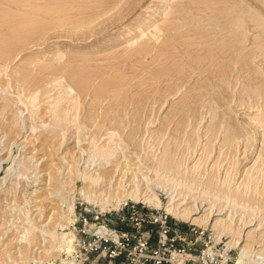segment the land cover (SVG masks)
I'll use <instances>...</instances> for the list:
<instances>
[{
	"label": "rangeland",
	"instance_id": "374dc122",
	"mask_svg": "<svg viewBox=\"0 0 264 264\" xmlns=\"http://www.w3.org/2000/svg\"><path fill=\"white\" fill-rule=\"evenodd\" d=\"M32 1L34 0H27V1L24 0L23 3L24 2L29 3ZM139 1L140 2H138V4L131 10L129 9L125 10V7L128 3L123 7V10L121 9L111 10L109 13H107L103 17L96 20L93 24H91L92 26L90 28L89 25L83 27H77V29L76 28L69 29L67 27L59 28L60 26L58 24V21L57 19H55L56 16L52 18L54 21L49 20L50 18L49 19L43 18V21L44 20L45 21L40 23L41 25L38 24V26L36 25L35 27H31L33 29L30 28L33 34L31 33V35H29L26 34L25 29L27 28H25L23 25L24 21L27 22V18L25 17L27 16V13L30 11L29 8H27L28 9L27 11L26 8L16 6L12 4L11 1L0 0L1 14L3 15L5 14L9 16L6 17L7 19L12 18L13 21H11L10 23L14 22L10 26H8V28L13 26L14 27L19 26L18 30H21L22 35L13 37L11 41L15 42L16 44L24 43V45L19 49V51L15 53L13 59L10 62H6L5 60L4 61L0 60V264H12V262H15V264H49L47 261L36 262L35 260H33L36 254L38 256L41 255L39 254L41 249L39 248L38 242L40 240H43V237H45L44 235L47 234L46 233L47 229H49L51 232L54 230L51 228L52 224L57 223L58 220H60L61 216H65L64 212L68 209L71 200H73V203L75 204L73 205L74 215L72 222L68 224V227L67 229H65V232L66 231L73 232L76 235L77 241H80V238L83 236L82 234L83 231L92 229L95 225L97 226L105 225L109 229L116 227H122L123 229L124 228L130 229L132 223H135V219L139 218V214L142 213L135 214L131 211L129 212L126 209L127 207L126 205L135 204L139 208L143 207L145 209L149 207L147 206V204H144L142 202H135L132 200H126V201H122L118 209H113V208L102 209L101 203H105L107 200V198L102 200V198L104 197L103 194L102 196H100V193L97 192L95 195H93L92 202L86 199L87 198L86 195H83L84 194L83 192L88 190V189L85 190L84 188L86 185L84 182L85 176L86 178L90 176H94L98 174V171H101L102 169H103L102 171L105 170L108 172H113V171L115 172L116 170L115 176H117L120 173L126 172L128 166L130 167L132 166L126 176L128 177L130 175L128 182L132 180L133 174H135L134 175L136 176L135 181L136 182L138 180L140 181L138 184L140 191L145 192L147 190L146 188L147 182L150 184L151 188L153 187L157 188L156 193L159 195L162 201V207L161 208L150 207V209L152 208L151 211L155 214L162 216L168 215L169 217H171L165 211L164 208L168 204L169 195H166L165 194L166 191L164 190L165 191L164 192L162 190L163 189L162 185H171L172 183L176 184L177 182H180L182 179L170 176L169 174L167 176L161 173L156 174L155 171L149 170L148 166L145 165V163L140 160L138 155L140 153V156L143 157V159L150 158L151 160H154V158L155 159L160 158V156H162L161 153H163L165 149V144L169 140V139L167 140L168 138L167 136H169V134H171V132L173 131V124L168 125L165 128L164 126H162V124L166 121V117L169 114L172 105L180 101L184 95L193 92L192 90L195 87L194 79L196 78V76H198L200 73H202L203 75H207L208 71H206V69H202L199 72L196 71L197 73L196 72L194 73V76L190 79V81L184 84V86L181 89L182 91L179 89L175 93L176 94L175 96L173 94L166 97L163 103L156 101L157 99H159L157 97H159L161 93L158 94L154 91H151L150 98L148 99V102L146 104V111L141 112V117H140L142 119V124L144 123L146 124L148 122V124L150 125H144L137 133L139 136L138 135L135 136V143L139 146L138 152L139 151L142 152L136 154L133 145H130L126 141V137L128 136L133 125L127 123V125H125V127L123 128L125 131L123 129L121 130L122 134L118 133L117 131H115L116 133L111 132L112 129L109 127L108 124L109 121L105 119L106 117L105 114L111 113L110 110L106 109L108 107V100H105L102 103V106H104V108L100 112L101 115L99 114L100 115L99 119L96 122L98 126L100 125L101 129L99 127L98 130H96L97 128L95 127L97 125L95 126L94 124V128H95L94 129L92 128L93 127L92 124L84 123V121L81 120L82 118L84 119V117L88 115V107H90L93 104L92 94L88 95L87 97H84L81 101V104H79V99L76 96V88L70 85V87H67L68 89H66L65 87V83L67 84L66 78L62 77L61 79L60 76H55V74L52 73V70L50 69L45 70V68H43L46 67L47 64L53 62L54 64L57 65H59V63L62 64L68 59V57H76V58H80V60L87 59L90 61L88 64L92 65L93 67L100 66V68L101 67L105 68L107 66L106 68L107 70L105 74L99 77L97 79L98 81L97 80L95 81L97 82V84L94 82L96 86L100 84L98 83L99 81L106 82L119 74H131L132 76H134V78L129 84V86L131 87H129V90L127 92L128 95L132 96L137 92H141V91L143 92L144 87L139 88L142 82L148 79L149 78L148 76H150L152 72L166 66L165 65L166 63L163 65H161V63H164L165 55L167 53L169 54L172 52L171 54L180 56L182 52H185L187 50L188 47H186V44L181 45V43H183V37L186 35L185 29L188 28V26L184 27L182 31L180 30L179 33H176L174 30L170 31L169 33L168 31H165L166 33L160 32L157 35V37L160 39H158L157 41L155 40L153 41L155 44H157L156 46L158 47L155 46L150 52H148V54L147 52H144V54L143 52L140 54L137 53V55L134 54V52H136V50L139 47L138 44L141 43L142 40L143 41L146 40V38L145 37L143 39L134 38L128 41L126 39L119 40L120 36L125 37V34L129 30H133L134 28H136L139 25L140 21H142L144 18H147L149 15L155 14L164 3V0H139ZM195 1H196L195 3L193 2L191 3V0H168L167 17L163 18L162 20L155 21L154 22L155 24L149 27L146 30V32L147 33L151 32V30L157 27V25L160 24L168 25V23L177 21L180 18H184L188 20L189 16L195 13L197 14L198 11L197 8L199 6L202 7V3L205 2L206 0L203 1L195 0ZM243 1L245 5H247L248 7H253L255 9H257L258 7H262L264 9L263 5L260 4L258 0H243ZM125 3L126 0H123V2H121V5L122 4L124 5ZM129 4L132 5L133 2H130ZM2 5H4L5 7H2ZM8 6L11 7V9ZM6 7H8L7 9L9 11L6 10ZM183 7L185 9L187 7H191L193 9L190 13L185 14L183 16L181 12V10L184 9ZM215 7H218V5H216ZM12 10H14V12ZM187 10L189 9L187 8L186 11ZM19 11L20 13H18ZM21 11H23L22 16H20L22 13ZM24 15L25 17H23ZM116 16H121V17L123 16V17L122 19L119 20V22L117 21L118 23L116 21L113 23H109L113 21V19ZM14 17L15 19H13ZM16 20L21 22L22 27H20L21 26L20 23L16 24L15 22ZM166 20L167 21L170 20V22H167ZM189 26H192L191 28L193 27L201 28V32L208 33V31L211 30L213 24L208 22H203L198 24H192ZM247 26H248L247 28L250 29L248 30L249 33L247 32V36L249 39L250 38L253 39L258 35V31L254 29L251 23ZM3 29H7V28H3ZM30 30L28 28L27 33H30L29 32ZM43 30L45 33L43 32ZM227 32L228 31L222 32L220 35H218V37H222L224 36V34H228ZM204 33L202 35H204ZM202 35L197 36L196 38L198 39ZM38 36L41 37L39 38ZM20 39H22V41ZM166 40L168 41V43ZM161 43H163V45ZM172 44H175L177 47L170 50L169 47H171ZM127 46L129 47V49ZM248 47L250 48L251 44ZM191 48H193V46L189 47V49ZM129 52L133 54V55L131 54L132 57H129L127 55ZM40 64H43V66H41ZM253 64H254L253 67H256L257 65L256 68L260 69V73L262 72V75L260 74L259 78H261V80L264 81V76H263L264 60L262 59V57H256L253 60ZM130 67L133 68L131 69ZM152 67L154 68L152 69ZM136 68L138 70H136ZM18 69H20L22 73L26 71L25 74H29L33 76L34 78L33 81H31L28 84H25L21 82L20 75L19 76L16 75L15 78L13 75L15 74L14 73L15 70ZM116 70H118V72ZM122 70L123 72H121ZM230 79L233 86L231 85L228 89H225L224 91V94L227 97L226 101L230 106L229 107L227 105V107H229L228 113L231 121H233V123H238L237 125L239 126V128L240 129L242 128L240 132L241 133L240 137L236 139L234 142L235 149L234 148L229 149L228 147L223 145H221V147L223 146V149L220 147V144H223L222 137H224L225 135L223 128L225 124H223L220 130L216 132L217 140L212 143L210 151H206L207 143L209 145L208 136L211 133V131L207 128H209L208 125L209 126L211 125L209 123L212 122H211L210 112H208L207 107L206 110L205 106H203L200 109V114H199L201 117L197 116V118L198 117L199 118L197 119L196 122L194 121V118L192 117H190L192 119L189 118V120H193L192 125L191 126L189 125L188 126L189 128L186 127L185 129L186 133L184 132L181 135V144L179 145L177 152L174 155L175 158H173L174 161L172 160V163L173 162L177 163L176 160H178V162H180L179 163L180 170L185 175L199 177L200 172H202L204 173L202 179H206V177H214V182L218 186L225 187V189H227V191L225 190L217 193H215L216 191H212L209 194V196L207 195L208 198L210 196L212 197L209 201L206 200L201 201L202 198L201 199L199 198L198 202L197 203L195 202L196 204L190 203L187 206L188 207L192 206L194 208H197L196 212H199L201 214L214 212L213 221H215L214 219L217 220L223 217L224 219L226 218L230 220L227 216H230V214L231 216L232 214L235 215L234 217L232 216L233 217L232 221L234 222L231 221L230 223H233L236 226V224L240 220V222L236 226V227H240V232L242 233L240 235L241 236L240 246L242 247L243 245H245L247 242L250 241L252 243V247H251L252 249L251 253H253L252 257H255L257 256L256 252L260 250L258 244L264 243V194H263L264 150L262 146L263 133L262 132L260 133L257 140L256 139L257 134L253 129V125L249 124L251 123V121L249 122V118L255 117V115H259V114L263 115L264 112L262 111H264V108H262V110H259L261 112L259 113L256 107L253 108V110L252 109L248 110L246 106L241 105L240 97H241V90L243 87V83L241 81L237 82L236 78L234 77H231ZM242 79L243 77H241V80ZM15 80L17 81V83ZM38 81H41L40 85L42 86L41 89L39 90L38 87L35 86V84ZM18 82L22 84L19 85ZM159 84L161 87L164 86L163 81ZM150 85H152L151 87L152 89L155 87L154 85H156V83L153 81V84L150 82ZM240 85L242 86L241 88ZM33 93H35V95ZM207 96L206 98L205 97L203 98L202 101L203 105L204 104L206 105V103L208 105L210 103L211 100V98H209L210 94ZM245 100H247L248 102L247 97ZM73 105L76 107L74 108ZM77 107H80V109L78 108L77 110ZM128 110H129V115H132L135 112V108H133L132 105H129ZM76 113L78 114L76 115ZM73 114H75L77 117L74 116ZM60 115L61 116L64 115L65 117H60ZM70 115H72L71 117L72 121L70 120ZM78 116L80 119L78 118ZM74 117H76L77 119ZM123 119L126 122V120L128 119V115L124 116ZM200 119L203 120L201 121ZM57 123H59V125H57ZM196 125H198V127ZM85 126L87 129L85 128ZM88 128L90 129L89 132H88L89 130ZM160 128L162 130L164 129L167 130L168 133L167 132L166 133L168 135L162 137L163 140L162 139L159 140L160 141L159 143L158 139H156L153 135H148V133L150 132H151L150 134L154 132L156 133ZM105 130L107 131L104 132ZM108 130H111L110 131L111 133ZM261 130L262 129H260V131ZM243 131L244 133L246 132L245 135L247 136L244 135ZM189 132L191 133L194 132V138L197 137L196 138L197 141H195V143L192 145L191 143H187L188 142L187 139L190 136ZM92 133L94 134V136L92 135ZM112 133L114 135L117 134V136L112 135ZM142 134H144V136ZM110 135L112 136L110 137ZM242 135L247 139L245 140ZM61 136L62 138L64 137L62 141H61ZM100 137L102 138L100 139ZM154 138L156 139V142ZM240 142L241 144H239ZM252 145L256 146L254 148L255 150L251 149ZM116 149L117 151H115ZM260 150H262L261 151L262 153H260ZM109 151H115L116 153H118L117 157L114 158L113 160H110L107 163L108 165L106 167L98 166V164H103L105 162L98 160L99 157L98 156H97L98 158L95 157V155H97L96 153L98 152L106 153ZM191 153L193 155H191ZM227 153L228 155H226ZM205 157H207V159ZM93 160L95 161V164L92 163ZM90 164L91 165L94 164V165L91 166ZM126 165L128 166L126 167ZM255 166L257 167L256 169ZM247 169H249L248 171L249 173H247ZM252 170L254 174L252 173ZM261 170H263L262 173ZM86 172H88V174ZM95 172L97 173L94 174ZM226 175L229 176V178L225 177ZM120 177L121 175L117 176V178L119 179ZM126 177L124 180H126ZM250 179L253 181V184L250 182L251 181ZM55 180L56 182H58V185L54 186L53 181ZM101 180L99 181V183L101 182ZM245 181L246 183L248 182V184L251 187L249 191L248 188H245V186L249 187L247 186L248 184L244 183L245 186L244 184L242 185V183ZM189 182L190 181H187L186 184L185 183L178 184L176 186L177 188L176 193H179L184 190L186 191L185 189L186 185L190 186L193 189L192 195L195 194L196 196H199L198 195L199 193H202V195L206 193V191L204 192V190H200V187L197 188V186L194 183L192 182L189 183ZM113 183L115 184V182ZM102 184L103 185L101 186V188L107 185L105 184V181ZM242 187L245 189V191ZM238 188L243 189L246 197L244 198L246 200L243 201L242 199H240L238 202H236L237 204L235 203V205H230L231 203L230 199L229 201L228 200L226 201V199L230 198L228 195L230 194L231 191H233V189L235 191ZM183 194L180 197H183ZM246 194L250 196H247ZM188 196L189 195L185 197ZM218 198L219 200H217ZM252 198L253 201L251 200ZM36 199H38L37 202L35 201ZM247 199H250V202L252 201L253 203L247 202ZM213 200L216 201V205L215 203L214 204L212 203L211 206L206 205L207 202H211ZM39 201L45 204V207L43 208L44 213L42 216L40 215V210H39L40 207L37 206ZM190 201H193V199L191 198L189 202ZM213 205H215L214 208L215 210L212 209L213 211L209 210V212L205 211L207 208L212 207ZM56 208L59 209V214L54 215L52 217V220L50 221V217ZM228 209L230 211H228ZM219 210H222V213H224L222 217L219 216L216 217V215L219 213ZM122 217H128L130 219V223H129L130 226L125 227L121 225ZM171 218L174 219L173 217ZM176 221H178L179 226L182 227L183 229H187L190 226H194L184 221H180V220H176ZM246 222H250V223H246ZM261 222L263 223L262 224L263 228L261 226H258V224ZM242 224L245 226H243ZM23 226L26 227V230L24 231V235L22 237L23 240H26V238H28L29 236L28 233L25 232L32 230L37 234L36 238L32 243L31 250L30 249L26 250L24 247L20 248L19 245L15 244V241L14 243H11V239L13 238V236L16 235L18 231H22L23 230L22 228H24ZM241 226L243 227L241 228ZM195 227H197L200 231H205L207 236H210L212 238L215 237V239L209 243V246L211 247L215 246L220 252L226 250L227 253L229 252V257L231 258V261L228 264L235 263V260L239 256L240 252H239V248H231L228 251L226 244L229 243L231 237L225 235L224 237L222 236L220 238L221 240L219 239L217 241L218 238L216 236V233L210 228L205 229L203 226L200 227L195 226ZM256 227H261V228L256 229ZM104 231H106V228L104 229ZM58 232L60 233L61 231ZM248 232H250L249 235ZM215 241L217 242L215 243ZM35 242H37V244H35ZM20 256H23L24 258H20ZM263 258L261 259V257L259 258V256L255 257L256 263L254 264H259L260 261H261L260 264H264ZM62 259L66 263L65 254H62ZM56 262L60 263L61 261L60 259H57Z\"/></svg>",
	"mask_w": 264,
	"mask_h": 264
},
{
	"label": "bare ground",
	"instance_id": "6f19581e",
	"mask_svg": "<svg viewBox=\"0 0 264 264\" xmlns=\"http://www.w3.org/2000/svg\"><path fill=\"white\" fill-rule=\"evenodd\" d=\"M8 1H11V3L16 5V6L26 8L27 11H28L27 8H29L30 11L27 13V16L26 17H25V15L23 16V17L27 18V22L24 21L25 23L23 22V25L25 28H27V29H25L26 34H29V35H31V33H32L30 28L35 27L36 25L38 26V24L44 22L45 20L43 21V18H47V19L50 18L49 20H53L52 18H54V16H56L55 19H57V21H58V24L60 26L59 28L67 27L69 29H75V28L77 29V27H83V26H88V25L90 28L92 26L91 24H93L96 20H98L99 18H101L104 15H106L107 13H109L111 10H120V9L123 10V7L127 3H128L127 4L128 6L126 5L125 10L126 9L131 10L132 8H134L138 4V2H140L139 0H126V3L124 5L123 4L121 5V2H123V0H34L32 2H29V3H25V2L23 3L24 0H8ZM258 1L264 7V0H258ZM130 2H133V4L132 5L129 4ZM167 2H168V0H164V3L162 4L161 8L158 9V11L155 14L149 15L147 18H144L142 21H140L139 25L136 28H134L133 30H129L125 34V37L120 36V39H119V40L126 39L129 41V40L134 39V38L143 39L145 37L146 40H144V41L142 40L141 43L138 42L139 47L136 50V52H134V54L137 55V53L140 54L142 52H143V54H144V52H147V54H148V52H150L157 45L153 41L154 40L157 41L158 39H160L157 37V35L160 32L168 31V33H169L170 31L174 30L176 33H179L180 30L182 31L184 29V27L188 26V28L185 29L186 35L183 37V43H181V45L186 44V47H188L187 50L185 52H182L180 56L175 55V54H171L172 52L169 54L167 53L165 55L164 63H161V65L166 63L165 64L166 66H164L163 68H159L158 70L152 72L150 74V76H148L149 78L142 82V84L139 88L144 87L143 92L142 91L137 92L136 94H134L132 96L128 95L127 92L129 90V87H131V86H129V84L132 81V79L134 78V76H132L131 74H119L117 76H114L112 79H110L106 82L99 81L98 83H100V84H98L96 86L95 83L97 84V82H95V81L99 77H101L102 75L105 74V72L107 70L106 69L107 66L105 68L104 67L100 68V66L93 67L92 65L88 64L90 61L87 59L80 60V58L68 57V59L62 64L59 63V65H57V64H54V62H53V63L47 64V66L43 67V68H45V70L46 69L52 70V73H54L55 76H60L61 79H62V77L66 78L67 84L65 83V87H66V89H68L67 87H70V85H72L76 88V96L79 99V104H81V101L84 97H87L88 95L92 94L93 104L90 107H88V115L86 117H84V119L81 116V118H82L81 120H83L84 123L92 124L93 125V127L91 125L92 128H94V124H95V126L97 125L95 127V128H97L96 130H98V128L100 127V125L98 126V124H96V122L99 119V116L101 115L100 112L104 108V106H102V103L105 100H108V107L106 109L110 110L111 113H108V114L104 113L106 115L105 119L107 121H109V123H108L109 127L112 129V131L111 130H108V131L109 132L111 131L114 133H116L115 131H117L118 133L122 134L121 130L125 127V125H127V123H130L131 125H133L128 136L126 137V141L130 145H133V147L135 149L134 151L136 154H138L141 151L138 152L139 146L135 143V136L138 135L137 134L138 131L144 125H150V124H148V122L146 124L145 123L142 124V119L140 117H141V112L146 111V104L148 102V99L150 98L151 91H154L158 94L161 93V95H159V97H157L159 99H157V98H155V99H157L156 101L163 103V101L166 99V97L173 95V94L175 96L176 95L175 93L179 89L181 90L182 87L184 86V84H186L187 82L190 81V79L194 76V73L196 71L199 72L202 69H206V71H208L207 75H203L202 73H200L194 79V86L195 87L192 90L193 92H190V93L184 95L182 97V99L180 101H178L177 103H175L174 105L171 104L172 105L171 110L169 109L170 112L167 115L166 121L162 124V126H164V128H165L166 126L173 124V131L171 132V134H169V136H167L168 138L165 137V138H167V140L168 139L169 140L165 144V149H164L163 153H161L162 156H160V158H157V159L154 158V160H151L150 158H144L143 159V157H141L140 153H139L138 157L140 158V160L142 162L145 163V165L148 166L149 170L155 171L156 174L161 173V174H165V176H167L169 174L170 176L182 179L180 182H177L176 184L172 183L171 185H162V187H163L162 190L163 191L165 190L166 191L165 194L169 195L168 196V199H169L168 204L164 208H165V211L171 217H173L176 220H180V221L190 223L191 225H194V226H198V227L203 226L205 229L210 228L211 230H213L216 233V236L218 238L217 241L222 236L224 237L225 235H228L229 237H231V240L229 241V243L226 242L227 243L226 246H227L228 250L231 248H239V252H240V254L236 258L234 264H254V263H256L255 257L259 256V258L261 257V259L264 257V243L258 244L259 245L258 247L260 248V250H258L256 252L257 256H255V257H252V254H253V253H251L252 252L251 251L252 250L251 249L252 243L250 241L241 247L240 246L241 245V240H240L241 236L240 235L242 233L240 232V227H236L237 224L240 222V220L236 224V226L233 223H230L235 215L232 214V216H233L232 217L231 214L229 213L230 216H227V217L230 220H228L226 218L224 219V217H223V218H219L217 220L214 219L215 221H213V218H214L213 213L214 212L213 213L210 212L207 214H201L199 212H196L197 208H194L192 206L191 207L187 206L190 203H195V202L197 203L199 198L200 199L202 198L201 201H205V200L209 201L212 197L210 196L208 198V196L212 191H216L215 193H217V192H222L225 190L227 191V189H225V187L218 186L214 182V177H206V179H202V176L204 174L202 172H200V176H199L201 178L195 177V176H188V175L183 174L180 170V164H179L180 162H178V160H176L177 163H174V162L172 163V160L174 161V159H173V158H175L174 155L177 152L179 145L181 144V135L184 132L186 133V131H185L186 127H188L189 125L190 126L192 125L193 120H189V118L190 117L194 118V121L196 122L197 119L199 118V117L197 118V116H200L199 115L200 109L203 106H205V109L207 107L208 112H210V117H211V122H212V123H209L211 125L210 126L208 125L209 128H207L211 131V133L208 136L209 145L207 143L208 141L206 142L207 143L206 151H210L212 143L217 140L216 139V132H218V130H220V128H221V126H223V124H225V126L223 127L225 135H224V137H222L223 138V141H222L223 144H220V147H221V145H223V146L228 147L229 149H231V148L235 149V147H234L235 143L234 142L236 139H238L240 137V135H241L240 132H241L242 128L241 129L239 128V126L237 125L238 123H233V121H231L229 113H228V109L230 106L228 105V103L226 101L227 97L224 94V91H225V89H228L232 85L231 79H230L231 77L236 78L237 82L241 81L243 83V87L240 85V88L242 87L241 97H240L241 98V101H240L241 105L246 106V108L248 110H250V109L253 110V108L256 107L257 111H259V110H262V108H264V81L261 80V78H259V75L260 74L262 75V72L260 73V69L256 68L257 65H256V67H253L254 66L253 60L256 57H262V59L264 60V9L262 7H258L257 9H255L253 7H248L247 5H245L243 0H206L205 2L202 3V7L199 6L197 8V10H198V11L196 10L197 14L195 13V14L189 16L188 20H186L184 18H180L177 21L170 22V20L167 21L168 19L166 18L167 19L166 21L170 22V23H168V25H165V24L161 25L160 24L161 22H160L159 23L160 25L156 24L157 27L153 28V30H151V32L147 33L146 30L149 27L153 26L155 24L154 23L155 21H159V20H162L163 18L167 17V15H168V13H167V9H168L167 8ZM192 2L195 3L196 1L191 0V3ZM216 5H218V7H215ZM2 7H5V6L2 5ZM8 7H6L7 11H9L7 9ZM9 8L11 9V7H9ZM187 8L189 10L186 11ZM187 8L186 9L184 8L183 10L180 9L183 16L185 14L190 13L193 9L191 7H187ZM16 9H17V7H16ZM12 11L14 12V10H12ZM16 11H18V10H16ZM23 11H24V9H23ZM23 11H21L22 13L20 16H22ZM18 13H20V11ZM150 13H152V12H150ZM116 14H117V12H116ZM114 15H115V13H114ZM6 17H9V16H7L5 14L4 15L1 14V11H0V60H3V61L5 60L6 62H10L13 59L15 53L17 51H19V49L24 45V43H22V44L17 43L16 44L15 42L11 41L13 37L20 36L22 34H21V30H18L19 26L18 27L13 26V27L8 28V26L13 24L14 22L10 23L11 21H13L12 18L7 19ZM122 17L116 16L113 19V21H111L109 23H113L115 21L119 22V20L122 19ZM13 19H15V17ZM15 22H16V24L17 23L21 24L20 21L16 20ZM203 22H208V23L213 24L211 30L208 31V33L201 32V28H198V27L191 28L192 26H189L192 24H198V23H203ZM163 23H166V22H163ZM250 23L253 25L254 29H256L258 31V35L256 37H254L253 39H251V38L249 39L247 36L248 30H250L247 28L248 27L247 25H249ZM20 27H22V24ZM24 27H23V29H24ZM3 28H7V29H3ZM28 28L30 30L29 31L30 33H27ZM31 29H33V28H31ZM34 31H36V30H34ZM224 31H228L227 33L229 35L224 34V36L218 37V35H220ZM43 32H44V30H43ZM85 32H84V34H85ZM203 33H204V35H202ZM36 34H37V32H36ZM200 35H202V36L197 39L196 37L200 36ZM20 40L22 41V39H20ZM16 42H19V41H16ZM133 43H134V41H133ZM167 43H168V41H167ZM161 44L163 45V43H161ZM250 44H251V47L249 48L248 46ZM168 46H170V45H168ZM190 46H193V48L189 49ZM156 47H158V46H156ZM176 47L177 46L175 44H172L171 47H169V49L172 50ZM128 49H129V47H128ZM153 53H154V51H153ZM131 54L132 53L129 52L127 55L129 57H132L133 54L132 55ZM158 59H160V58H158ZM96 61H97V59H96ZM152 63H153V61H152ZM122 64H124V63H122ZM40 65L43 66V64H40ZM44 66H45V64H44ZM115 68H116V66H115ZM130 68L132 69L133 67H130ZM153 68L154 67H152V69ZM4 69H6V68H4ZM136 70H138V69L136 68ZM22 71H23V68H22ZM22 71L20 69L15 70V72H14L15 74L13 76L16 78V75H18V76L20 75L21 82H23L25 84H28L31 81H33V79H34L33 76H31L29 74H25L26 71H24V73H22ZM116 71L118 72V70H116ZM148 71H150V70H148ZM121 72H123V70ZM46 73H47V71H46ZM241 77H243L242 80H241ZM17 80H18V78H17ZM153 81L156 83V85H154L155 87L151 89L152 85H150V82L153 84ZM162 81L164 83L163 87H161L159 84ZM101 82H103V83H101ZM16 83H17V81H16ZM18 84L20 85L22 83L18 82ZM40 84H41V81H38L35 84V86L38 87V90L41 89V87H42ZM35 93H33V94L35 95ZM209 94H210L209 98H211L210 103L208 105L206 103L207 106L205 104L203 105V102H202L203 98L204 97L206 98V96ZM156 96H158V95H156ZM246 97L248 98V102H247V100H245ZM249 102H251V103H249ZM129 105H132L133 108H135V112L132 115H129V110H128ZM227 105L229 107H227ZM75 107L76 106H74V108ZM78 108L80 109V107H77V110H78ZM75 111H76V109H75ZM262 112H264V111H262ZM205 113H206V111H205ZM259 113H261V112L259 111ZM77 114L78 113H76V115ZM104 114H103V116H104ZM73 115L76 116L75 114H73ZM81 115H83V114H81ZM127 115H128V119L125 122L123 117L127 116ZM207 116H209V115H207ZM60 117H65V116L60 115ZM71 117H72V115H70V120H71ZM76 117H74V118H76ZM78 118H79V116H78ZM192 118H190V119H192ZM200 120L202 121L203 119H200ZM250 121H251V123H249ZM249 122H248L249 124L253 125V129L255 130V132L257 134L256 139L258 138V136L260 135L261 132L263 133L262 134L263 135L262 146H263V150H264V114L263 115L259 114V115H255V117H250ZM54 123H56V122H54ZM11 124H12V122H11ZM67 124H68V122H67ZM54 125H56V124H54ZM57 125H59V123H57ZM196 126L198 127V125H196ZM82 127H83V125H82ZM197 127H195V128H197ZM85 128H86V126H85ZM100 129H101V127H100ZM260 129H262V130L260 131ZM209 130H208V132H209ZM89 131H90V129L88 130V132ZM91 131H92V129H91ZM106 131L107 130H105L104 132H106ZM166 132H167V130H165V129L162 130L160 128L156 133L154 132V133L150 134L151 133L150 132V133H148V135H153L159 141L162 139V137L168 135L167 134L168 132L167 133ZM169 132H170V130H169ZM191 132H189L190 136L189 137L187 136L188 142L187 141L186 142L191 143V145H192L195 143V141H197V139H196L197 137L194 138V132L193 133H191ZM243 133H244V131H243ZM245 133H244V135H245ZM92 135L94 136L93 133H92ZM108 135H109V133H108ZM112 135H114V134L112 133ZM112 135H110V137ZM115 135L117 136V134H115ZM142 135L144 136V134H142ZM187 135H188V133H187ZM62 136H61V141L65 137V135L63 138H62ZM245 136H247V135H245ZM119 137H120V135H119ZM67 138H69V137H67ZM101 138L102 137H100V139ZM217 138H218V136H217ZM156 139H155V142H156ZM205 139H207V138H205ZM244 139L246 140L247 138L244 137ZM239 141H240V139H239ZM159 143H160V141H159ZM243 143H244V141H243ZM237 144H238V141H237ZM239 144H241V142ZM223 146L221 147L222 149H223ZM255 147L256 146L252 145L251 149H254ZM187 148H188V146H187ZM236 150H237V148H236ZM115 151H117V149ZM115 151H109L106 153H100L101 152L100 151V152L96 153L97 155H95V157L98 156L99 157V158L97 157L98 160L105 162L103 164H98V166L106 167L108 165L107 163L110 160H113L114 158L117 157L118 153H116ZM261 151L262 150H260V153H262ZM189 152H190V150H189ZM231 153H233V152H231ZM159 154H160V152H159ZM191 155H193V154L191 153ZM226 155H228V153ZM259 155H262V154H259ZM182 157H184V156H182ZM182 157H181V159H182ZM205 158L207 159V157H205ZM232 159H233V156H232ZM91 160H92V158H91ZM92 163L95 164V161L93 160ZM93 165H91V166H93ZM127 166L128 165H126V167ZM131 167L128 166L127 167L128 169L126 170V172L118 174V175H121L120 179L117 178L118 175L115 176L116 170H115V172L114 171L108 172L105 170L102 171L103 170L102 169L101 171H98V174H96L97 172H95L94 174H96V175H94V176H90L88 178H86V176H85L84 182L86 185L84 188H85V190L86 189H88V190L83 192V189H82V192L84 193L83 195H86L87 196L86 199H88V201L92 202L93 201L92 197L97 192L100 193V196H102V194H103L104 197L102 198V200H104L105 198H107V200L105 203H101L102 209H105V208L106 209L107 208L118 209L119 206L121 205L122 201H126V200H132L135 202H142L144 204H147V206L153 207V208H161L162 207V201H161L159 195L156 193L157 188H155V187L151 188L150 184L147 182L146 183L147 190L145 192L140 191L139 185H138L140 181L139 180L137 182L135 181V178H136V176H134L135 174H133L132 180H130V182H128L130 175L128 177H126V176H127L128 171H130ZM256 168L257 167L255 166V169ZM248 171H249V169H247V173H249ZM262 171L263 170H261V173H262ZM86 173L88 174V172H86ZM252 173H253V170H252ZM87 176H89V175H87ZM262 176H263V174H262ZM125 177H126V180H124ZM225 177L229 178V176H227V175ZM87 180H89V181H87ZM100 180H101V182L99 183ZM106 180H108V181H106ZM231 180H232V178H231ZM104 181H105V184H107V185H105L101 188V186L103 185L102 183H104ZM187 181H190L189 183H191V182L194 183L197 186V188L200 187V190H204V192L206 191L207 194L205 193L206 195L205 194L202 195V193H199L198 194L199 196H196L195 194L192 195L193 189L187 185L185 188L186 191L184 190V191H181L179 193H176L177 192L176 186L180 183L186 184ZM247 181H248V179H247ZM113 182H115V184ZM250 182L253 184L252 180ZM244 183H246V181L243 182L242 185ZM53 184H54V186L58 185V182H56V180H55V181H53ZM246 184H248V182ZM252 184H251V186H252ZM244 186H245V184H244ZM247 186L250 187L249 184ZM249 187L245 186V188H248V191H249V189H251V187L250 188ZM243 189L238 188L235 191L233 189V191H231L230 194L228 195L230 198L226 199V201L227 200L229 201V199H230V201L232 203V204L230 203V205H235V203L238 202L240 199H242L243 201L246 200L245 199L246 198L245 193H244L245 189H244V191H243ZM100 191H102V192H100ZM256 191H257V189H256ZM182 194H183V197H180ZM190 194H191V196H190ZM263 194H264V190H263ZM187 195H189V196L185 197ZM246 195L250 196L248 194H246ZM256 195H257V193H256ZM191 198L193 199V201L189 202V200ZM253 198L251 199L252 201H253ZM217 200H219V198ZM23 201H24V199H23ZM35 201L37 202L38 199H36ZM46 201H49V200H46ZM247 202L251 203L250 199H247ZM41 203L42 202L39 201L37 206L40 207V209H39L40 215L42 216L44 213L43 208L45 207V204L44 203L41 204ZM212 203L213 204L215 203V205H216L215 200H213L211 202H207L206 205L211 206ZM73 205H75V204L73 203V200H71V203L69 204L68 209L64 212L65 216H61L60 220H58L57 223L52 224L51 228L54 229L52 232L49 229H47V232H46L47 234L44 235L45 237H43V240H40L38 242L39 248L41 249L39 254H41V255L38 256L36 254V256H34L33 260H35L36 262L47 261L49 264H65V262L62 259V254L71 255L75 251V248L77 245L76 235L70 231L65 232V229H67L68 224L71 223L73 220V215H74V206ZM215 205L207 208L205 211L209 212V210H212L215 208ZM259 206H261V205H259ZM228 211H230V210L228 209ZM58 214H59V209L56 208L50 217V221L52 220V217L54 215H58ZM223 215H224V213H222V210H219V213L216 215V217H218V216L222 217ZM232 222H234V221H232ZM250 222H252V221H250ZM250 222H246V223H250ZM262 222L259 223L258 226L262 227L263 226ZM245 225H243V226H245ZM243 226H241V228ZM23 227L24 228H22L23 229L22 231L17 230L18 232L11 239V243H14V241H15V244L19 245L20 248L24 247L26 250H28V249L31 250L32 249V247H31L32 243H33L34 239L36 238L37 234L35 232H33L32 230L25 232V233H28L29 236H28V238H26V240H23L22 237L24 235V231L26 230V227L25 226H23ZM249 227H251V226H249ZM261 227H256V229L261 228ZM104 229L105 228L102 227L101 230L104 231ZM58 231H61V232L59 233ZM249 233L250 232H248V235H249ZM217 241H215V243ZM35 244H37V242H35ZM20 258H24V257L20 256ZM57 259H60L61 262L57 263L56 262ZM260 262H259V264H260ZM66 263L67 264H73V261L71 260V261H68ZM12 264H15V262H12Z\"/></svg>",
	"mask_w": 264,
	"mask_h": 264
},
{
	"label": "built area",
	"instance_id": "2783aa9c",
	"mask_svg": "<svg viewBox=\"0 0 264 264\" xmlns=\"http://www.w3.org/2000/svg\"><path fill=\"white\" fill-rule=\"evenodd\" d=\"M126 206L129 212L142 213L131 226L128 217L121 218V225L130 226V229H109L105 225H95L92 229L83 231L84 237L77 241L75 251L71 255L65 254L66 262L72 260L73 264H228L231 261L229 252H220L215 246H209L215 237L207 236L205 231H200L195 226L183 229L178 221L168 215L155 214L150 207L144 209L135 204ZM102 227H105L106 231L101 230Z\"/></svg>",
	"mask_w": 264,
	"mask_h": 264
}]
</instances>
